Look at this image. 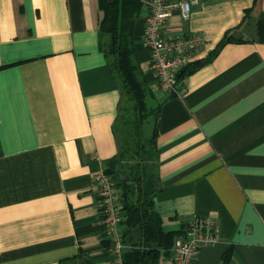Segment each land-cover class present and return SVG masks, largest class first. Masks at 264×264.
I'll return each mask as SVG.
<instances>
[{
    "label": "crops",
    "instance_id": "crops-1",
    "mask_svg": "<svg viewBox=\"0 0 264 264\" xmlns=\"http://www.w3.org/2000/svg\"><path fill=\"white\" fill-rule=\"evenodd\" d=\"M148 12L141 0L134 56L159 105L162 228L209 216L219 240L192 264H264V0L171 8L164 36H204L178 93L150 66ZM102 16L98 0H0V264H110L94 174L118 151L120 87Z\"/></svg>",
    "mask_w": 264,
    "mask_h": 264
},
{
    "label": "trees",
    "instance_id": "trees-1",
    "mask_svg": "<svg viewBox=\"0 0 264 264\" xmlns=\"http://www.w3.org/2000/svg\"><path fill=\"white\" fill-rule=\"evenodd\" d=\"M98 3L103 12L99 24L102 48L108 56L112 71L116 72L120 100L124 98L128 102L123 111L120 103L118 104V117L114 127L118 151L104 167L114 179L122 205L120 226L122 240L126 244L123 264H159L161 256H169L175 235H181L182 231H164L162 219L154 206V197L159 189L155 143L158 104L152 108L155 119L150 137L156 165L155 177L149 171L148 158L144 157L145 150L140 141L141 125L148 112V99L151 100L153 96L138 76L139 65L134 56L133 27L141 0H98ZM229 39L230 37L223 42ZM195 67L193 62H189L180 69L177 73L178 81ZM120 124L125 134L133 133L138 145L134 151L135 159L129 164L128 173L119 169L118 165L123 148Z\"/></svg>",
    "mask_w": 264,
    "mask_h": 264
},
{
    "label": "built area",
    "instance_id": "built-area-1",
    "mask_svg": "<svg viewBox=\"0 0 264 264\" xmlns=\"http://www.w3.org/2000/svg\"><path fill=\"white\" fill-rule=\"evenodd\" d=\"M142 1L149 8L142 39L149 49L150 66L161 88L178 93L180 81L177 73L191 61L194 53L203 44L204 36L203 33L194 31L164 36L161 27L170 16L172 7H178L181 19L188 20L191 6L198 0H178L175 3L167 0ZM94 183L97 187L104 238L108 242L110 264H123L126 244L122 240L120 226L122 205L114 179L102 167L95 172ZM219 236V229L211 217H195L183 228L181 235L174 239L169 264H192L199 248L217 242Z\"/></svg>",
    "mask_w": 264,
    "mask_h": 264
},
{
    "label": "rangeland",
    "instance_id": "rangeland-1",
    "mask_svg": "<svg viewBox=\"0 0 264 264\" xmlns=\"http://www.w3.org/2000/svg\"><path fill=\"white\" fill-rule=\"evenodd\" d=\"M120 108L123 111V109L128 105V102L126 99H121L119 102ZM157 105V102L155 100L148 99V112L146 114V117L144 119L143 124L141 125L140 129V141L144 146V157L148 158V164L150 165L149 171L155 177V158L153 155V149L151 146V133L153 130L154 125V119H155V112L152 108H155ZM124 107V108H123ZM120 133H121V143H122V151H121V157H119V169H122V171H125L128 173L129 164L133 163L134 161V151L137 149L138 145L135 141V136L133 133L125 134L122 125L120 124L119 127Z\"/></svg>",
    "mask_w": 264,
    "mask_h": 264
}]
</instances>
